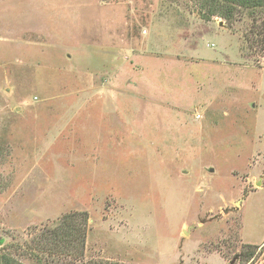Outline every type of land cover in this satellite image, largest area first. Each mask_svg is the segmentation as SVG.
I'll return each mask as SVG.
<instances>
[{
    "label": "rangeland",
    "instance_id": "374dc122",
    "mask_svg": "<svg viewBox=\"0 0 264 264\" xmlns=\"http://www.w3.org/2000/svg\"><path fill=\"white\" fill-rule=\"evenodd\" d=\"M197 9L0 0V254L85 211L82 264H264V51Z\"/></svg>",
    "mask_w": 264,
    "mask_h": 264
},
{
    "label": "trees",
    "instance_id": "16d2710c",
    "mask_svg": "<svg viewBox=\"0 0 264 264\" xmlns=\"http://www.w3.org/2000/svg\"><path fill=\"white\" fill-rule=\"evenodd\" d=\"M198 12L204 19L219 16L229 28L233 22L248 19L244 31L250 46L264 51V0H194ZM263 18V19H261ZM262 20V23L260 21ZM255 41V46L251 45ZM247 43V44H248ZM264 66V64H263ZM88 217L85 211L65 213L57 217L51 226H45L35 233L30 242L33 259L39 264H82ZM249 246L246 258H251L256 245ZM9 254H0V264H15ZM17 264V263H16Z\"/></svg>",
    "mask_w": 264,
    "mask_h": 264
}]
</instances>
